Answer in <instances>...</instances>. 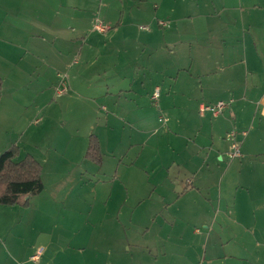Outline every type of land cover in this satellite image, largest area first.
Masks as SVG:
<instances>
[{
  "label": "crops",
  "instance_id": "obj_1",
  "mask_svg": "<svg viewBox=\"0 0 264 264\" xmlns=\"http://www.w3.org/2000/svg\"><path fill=\"white\" fill-rule=\"evenodd\" d=\"M154 1L149 15L139 9L131 20L122 21V12L116 17L118 3L109 5L106 0H0V91L10 75L12 88L18 90L19 76L39 69V64L46 73L64 68L85 74L99 66L110 74H105L106 93L116 95L100 134L91 133L99 144L100 161L85 157L91 134L83 157L100 164L104 150L117 153L131 144L135 146L127 154L136 149V156L118 159V168L130 169L137 162L151 172L147 183L153 189L146 196L135 180L122 179L127 186L116 189L114 212L124 210L122 218L129 215L141 224L150 219L160 241L158 251L149 245L125 246V230H107V241L96 245L92 230H82L83 224L75 230L73 218L69 230H63L61 264H246L249 250L259 246L257 238L264 239V227L258 228L256 221L246 225L251 216L264 220V0ZM95 17L107 21L109 28L95 30ZM141 24L150 30L139 32ZM218 101L231 102L215 116L200 112L202 105ZM125 125L129 136L124 135ZM232 128L247 131L237 137L241 156L215 178L207 162L211 157L228 160L226 135ZM72 139L64 153H73ZM145 145L147 152L138 162ZM183 172L189 177L179 181ZM44 174L43 190L31 196L27 206H17L27 208L33 199L46 196L52 183ZM55 188L49 192L51 204L60 199ZM111 195L112 190L109 199ZM209 195L218 204L217 216L227 208L230 233L220 232L210 240L203 236L200 244L183 243L180 226L211 219ZM79 198L90 201L89 195ZM38 211L40 220L52 217L51 206ZM106 216L112 224L114 215L106 211ZM115 225L121 227L118 215ZM0 235L6 238L4 230ZM57 254L52 252L40 264H60ZM254 260L259 262V257Z\"/></svg>",
  "mask_w": 264,
  "mask_h": 264
},
{
  "label": "rangeland",
  "instance_id": "obj_2",
  "mask_svg": "<svg viewBox=\"0 0 264 264\" xmlns=\"http://www.w3.org/2000/svg\"><path fill=\"white\" fill-rule=\"evenodd\" d=\"M106 1L109 5L118 3L116 17L122 12V21L131 20L139 9L145 15L150 14L156 3L154 0L147 3L144 0ZM96 18L103 25L109 24L104 19ZM143 27L150 30L148 25L141 24L138 31L142 32ZM99 68H90L85 74L64 68L46 73L45 70L41 72L39 64V69L19 76L18 84H21V87L18 90L12 88V75L5 81L4 89L0 91V153L14 145L19 149L16 160L22 159L27 152L43 158L40 163L43 166L42 172H45L44 178L52 184H48L44 192L45 197L33 199L27 208L0 205V230L6 233V238L0 235V244L5 245L0 246V264H40L48 261L54 251H58L57 260L61 264L63 230H69L73 218L75 230H80L82 224V230H92L90 238L96 245L107 241L110 236L107 230H125L129 238L127 242L124 237L122 243L125 246L128 243H135L140 248L149 245L152 251H158L160 241L155 237L156 230L150 219L141 224L129 215L122 218L126 213L121 210L117 214L121 227L115 225L117 215L114 209L118 205L116 189H126L127 186L122 179L135 180V184L144 189V196L149 195L153 189L151 184L147 183V177L151 174L147 168L140 167L137 162H134L130 169H126V165L119 168L117 166L118 159L125 157L126 161L133 155L136 156V149L127 154L131 146L135 145L128 144L123 149L120 148L121 151L111 152L112 154L104 150L103 162L100 164L92 163L83 157L87 136L91 133L100 134L105 114L109 111V102H113L116 95L115 92L106 93L107 89L103 84L110 74L101 68L99 71ZM104 96L110 98L104 99ZM150 104L154 108L158 107L155 102L151 101ZM129 134L130 127L125 125L124 135ZM71 137L73 139L70 146L73 147V153L67 154L63 150ZM228 143L230 145L229 141ZM142 148L138 162L145 156L148 147L145 145ZM234 161L236 160L225 159L224 162H218L211 157L206 169L217 173L216 178L223 167ZM186 176L189 177V174L183 172L179 181L184 180ZM51 186H56L60 197L53 204L50 203L53 197L49 194ZM79 195H89L90 201L84 203ZM209 197L212 205L206 202V206L211 211V219L206 224L193 219L180 226L178 230L183 236V243L200 244L204 242L203 236H210V240L220 232L230 233L228 224L232 223V220L227 217V208L217 216L215 210L218 209V204L213 201V196ZM49 206L52 217L40 220L38 209ZM71 206L80 211V216L76 211L73 214ZM106 211L114 215L112 224L106 216ZM157 218H160L159 215ZM254 221L258 223V228L264 227V220L252 216L246 221V225ZM146 228L150 230L145 232ZM257 241L259 246L253 245L249 250V260L246 264H264V239L257 238ZM232 244L230 242V245ZM33 255H37L36 261L31 259ZM258 257L259 262H255L254 259Z\"/></svg>",
  "mask_w": 264,
  "mask_h": 264
},
{
  "label": "trees",
  "instance_id": "obj_3",
  "mask_svg": "<svg viewBox=\"0 0 264 264\" xmlns=\"http://www.w3.org/2000/svg\"><path fill=\"white\" fill-rule=\"evenodd\" d=\"M2 78L0 76V88ZM19 149L12 145L0 154V205L27 206L31 196L43 190L40 163L27 154L16 160ZM85 157L98 163L101 158L99 144L94 135H90Z\"/></svg>",
  "mask_w": 264,
  "mask_h": 264
},
{
  "label": "built area",
  "instance_id": "obj_4",
  "mask_svg": "<svg viewBox=\"0 0 264 264\" xmlns=\"http://www.w3.org/2000/svg\"><path fill=\"white\" fill-rule=\"evenodd\" d=\"M159 25L161 26H166V22L164 21H159ZM93 28L95 30H98L100 32H103L105 30H107L109 27L106 25H103L101 22L96 21V23L94 24ZM143 29H148L146 27H143ZM158 95L157 90H155V92L153 93V98L156 99ZM231 101H218L215 104H209V105H202L200 107V112H204V111H210L212 113L213 116L219 114L222 112V110L227 107L229 105ZM247 131L246 130H237L235 128L231 129L228 131L227 135H226V139L230 142L229 145V149L227 151V158L232 160V159H236L239 158L241 156L240 153V148H239V140L237 139L238 136L244 137L246 135ZM31 259H33L34 261H36L37 255H33L31 257Z\"/></svg>",
  "mask_w": 264,
  "mask_h": 264
}]
</instances>
